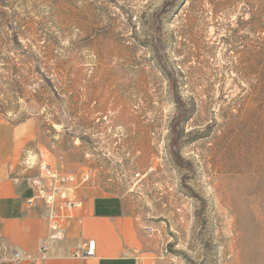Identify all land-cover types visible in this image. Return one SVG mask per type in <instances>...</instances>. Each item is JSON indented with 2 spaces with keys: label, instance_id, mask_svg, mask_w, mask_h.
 <instances>
[{
  "label": "rangeland",
  "instance_id": "obj_1",
  "mask_svg": "<svg viewBox=\"0 0 264 264\" xmlns=\"http://www.w3.org/2000/svg\"><path fill=\"white\" fill-rule=\"evenodd\" d=\"M0 145L124 196L160 264H264V0H0Z\"/></svg>",
  "mask_w": 264,
  "mask_h": 264
},
{
  "label": "crops",
  "instance_id": "obj_2",
  "mask_svg": "<svg viewBox=\"0 0 264 264\" xmlns=\"http://www.w3.org/2000/svg\"><path fill=\"white\" fill-rule=\"evenodd\" d=\"M19 148L0 145V248L5 258L11 251L31 257L37 263L41 246L46 247L43 264H160V236L151 225H142L128 207L124 196L95 193L87 187L76 191L62 186L61 192L76 208L61 225V238L49 239V210L41 201L29 205L37 185L48 182L43 176H12ZM81 185V184H80ZM144 228L154 230L148 234ZM95 242L94 258H74L76 251Z\"/></svg>",
  "mask_w": 264,
  "mask_h": 264
},
{
  "label": "built area",
  "instance_id": "obj_3",
  "mask_svg": "<svg viewBox=\"0 0 264 264\" xmlns=\"http://www.w3.org/2000/svg\"><path fill=\"white\" fill-rule=\"evenodd\" d=\"M33 167V166H32ZM39 170L42 172L44 180L48 183L46 185H37L34 190V196L28 201L29 205H33L36 201H41L47 206L49 210V239L59 240L61 238V225L63 220L71 214L76 208L78 203L70 201L61 192L62 186H72L75 184H83L89 180V174H83L79 183L71 175H58L50 167L44 163L39 165ZM148 234L154 232L151 228H144ZM4 250L0 248V264H25L31 257L22 256L18 251H11L7 257H3L1 253ZM95 242L89 241L85 248L76 251L73 254L74 258H94L95 257ZM46 247L41 246L37 257V263L43 264L46 257Z\"/></svg>",
  "mask_w": 264,
  "mask_h": 264
}]
</instances>
